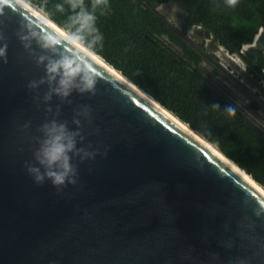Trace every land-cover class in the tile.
Wrapping results in <instances>:
<instances>
[{"label":"water","instance_id":"obj_1","mask_svg":"<svg viewBox=\"0 0 264 264\" xmlns=\"http://www.w3.org/2000/svg\"><path fill=\"white\" fill-rule=\"evenodd\" d=\"M37 26L73 51L19 0H0V264H264V194L82 44L95 92H52L37 61L57 52L20 39ZM53 121L77 133L63 185L36 159Z\"/></svg>","mask_w":264,"mask_h":264},{"label":"trees","instance_id":"obj_2","mask_svg":"<svg viewBox=\"0 0 264 264\" xmlns=\"http://www.w3.org/2000/svg\"><path fill=\"white\" fill-rule=\"evenodd\" d=\"M28 1L62 28L75 31L68 0ZM92 2L84 0L89 11ZM168 2L184 12L180 29L157 12ZM94 11L103 40L96 41V33H85L87 48L94 47L92 51L264 187V134L248 114L234 108L235 115L227 112L231 106L213 92L200 70L203 56L186 37L190 29L199 27L205 38L238 54L247 73L259 78L264 66V0H238L235 7L226 0H108ZM260 31L262 37L255 41ZM254 41L255 46L241 52ZM252 108L258 109L255 101Z\"/></svg>","mask_w":264,"mask_h":264},{"label":"clouds","instance_id":"obj_3","mask_svg":"<svg viewBox=\"0 0 264 264\" xmlns=\"http://www.w3.org/2000/svg\"><path fill=\"white\" fill-rule=\"evenodd\" d=\"M6 2V0H3ZM68 3L74 14L70 17L71 25L75 26V31H70L64 28L66 35L75 43L73 51L59 52L58 50L64 47L65 42L60 38V33L55 30L43 31L37 26V31H32L29 35H23L21 40H29L31 38L37 39L40 46L44 49H49L57 52L56 58L40 56L38 63L45 64V70L48 83L55 84L52 92L67 97L73 89L80 92H95V85L97 83L96 64L90 57L80 52L75 45L82 44L88 47L85 33H96V41H102L103 37L99 34L96 28L95 9L100 5H107L108 0H93V11H89L84 6V0H68ZM230 7H235L238 0H226ZM58 10H63V5L56 6ZM78 9V10H77ZM54 23V22H53ZM26 47L28 45H25ZM6 48L7 45L0 47V57H3L6 62ZM95 49L94 47L91 49ZM43 80H41V83ZM35 86V82L32 85ZM45 99H50V95ZM214 108H219V104H214ZM227 112L235 115V110L231 107L227 108ZM45 138L43 139L40 148L36 153V159L39 164L46 169L45 175L52 180L55 185H63L74 174L75 170L72 167L69 155L75 148V136L77 133L70 132L64 124L55 121L45 124L43 126ZM29 171L39 172V169L30 168ZM44 179V175L37 174L35 180L40 183ZM69 182H74L69 180ZM264 207V206H262Z\"/></svg>","mask_w":264,"mask_h":264},{"label":"rangeland","instance_id":"obj_4","mask_svg":"<svg viewBox=\"0 0 264 264\" xmlns=\"http://www.w3.org/2000/svg\"><path fill=\"white\" fill-rule=\"evenodd\" d=\"M157 12L180 29L184 12L176 4H163L157 8ZM186 37L203 56L200 70L213 92L223 97L237 112L248 114L254 125L264 133V66L263 74L256 78L247 73L241 59L235 55L227 56L216 41L205 38L199 27L190 29ZM260 37L261 31L255 41ZM255 41L246 45V49L255 46ZM253 101L258 105L256 110L252 108Z\"/></svg>","mask_w":264,"mask_h":264},{"label":"bare ground","instance_id":"obj_5","mask_svg":"<svg viewBox=\"0 0 264 264\" xmlns=\"http://www.w3.org/2000/svg\"><path fill=\"white\" fill-rule=\"evenodd\" d=\"M22 4H24L26 7H28L29 9H31L32 11H34L40 18H42L43 20H45L46 22H48L50 25H52L54 28H56L57 30H59L62 34H64L65 36L66 33L60 29L56 24L52 23L48 17H46V15L39 10L38 8H36L35 6H33L32 4H29L26 0H19ZM67 38L71 41H73L71 38H69L67 36ZM74 42V41H73ZM78 46H81V44H77ZM83 48V47H82ZM84 49V48H83ZM86 50V49H85ZM92 57H94L95 59H97L98 61L102 62L104 64V61L97 55H95L92 51L86 50ZM110 68V70L112 72H114L117 76L123 78L125 81H127L123 76H121V74L117 71H114L112 69V67H108ZM127 83L134 89L136 90L138 93H140L143 97L147 98L148 100H150L152 103H154L157 107L159 106L158 104H156L155 102L152 101V99H150L149 96H147L142 90H140L138 87H136L135 85L131 84L130 82L127 81ZM159 108L161 110H163V112H165L168 116H170L173 120H175V122H177L178 124H180L186 131H188L189 133H191L195 138H197L200 142H202L204 145H206L209 149H211L213 152H215L218 156H220L224 161H226L232 168H234L238 173H240L245 179H247L256 189H258L262 194H264V188L262 186H260L257 182H255L249 175H247L245 173V171H243L239 166H237L233 161L229 160L228 158H226L217 148L215 145L209 143L207 140H205V138H203L200 134H198L197 132L193 131L190 127H188L186 124L180 122L175 116H173L171 113L166 112L164 109H162L161 106H159Z\"/></svg>","mask_w":264,"mask_h":264},{"label":"built area","instance_id":"obj_6","mask_svg":"<svg viewBox=\"0 0 264 264\" xmlns=\"http://www.w3.org/2000/svg\"><path fill=\"white\" fill-rule=\"evenodd\" d=\"M220 49L226 53L227 56H231V55H235L237 58L241 59L240 56L238 54H230L223 46L219 45ZM246 46H243V48L241 49V52L245 51ZM242 60V59H241Z\"/></svg>","mask_w":264,"mask_h":264}]
</instances>
